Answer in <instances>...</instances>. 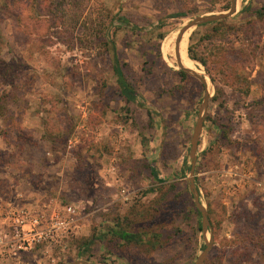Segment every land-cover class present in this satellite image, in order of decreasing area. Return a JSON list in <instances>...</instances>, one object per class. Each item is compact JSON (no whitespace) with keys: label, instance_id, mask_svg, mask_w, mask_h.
I'll return each instance as SVG.
<instances>
[{"label":"rangeland","instance_id":"1","mask_svg":"<svg viewBox=\"0 0 264 264\" xmlns=\"http://www.w3.org/2000/svg\"><path fill=\"white\" fill-rule=\"evenodd\" d=\"M228 4L0 0L1 70L14 83L0 87L8 100L0 196L20 186L39 204L73 205L81 217L60 245L39 247L22 264H195L211 236L204 264H264V18L252 15L264 0L242 1L225 25L190 30L188 55L192 47L217 77L190 62L211 95L195 170L206 235L190 189L205 87L179 74L177 37L198 17L227 13ZM114 44L134 103L120 94ZM179 54L186 67L183 40ZM235 72L248 93L233 86ZM112 228L144 242L125 243ZM100 233L104 241L79 257L78 243Z\"/></svg>","mask_w":264,"mask_h":264},{"label":"built area","instance_id":"2","mask_svg":"<svg viewBox=\"0 0 264 264\" xmlns=\"http://www.w3.org/2000/svg\"><path fill=\"white\" fill-rule=\"evenodd\" d=\"M80 219L73 205L0 206V264L20 262L23 255L39 247L60 245L78 229Z\"/></svg>","mask_w":264,"mask_h":264},{"label":"trees","instance_id":"3","mask_svg":"<svg viewBox=\"0 0 264 264\" xmlns=\"http://www.w3.org/2000/svg\"><path fill=\"white\" fill-rule=\"evenodd\" d=\"M227 1L229 2L230 0H227ZM229 8H230V4H228L224 8V10H228ZM252 15L256 16L257 18L263 19L264 18V10H258L255 13H253ZM225 23H226L225 21H220L217 24H218V26H220V25H225ZM218 31L223 33L222 29H219ZM111 51L113 53V60H114L113 69H114L115 76L117 77V83L119 86L120 94L125 99L126 102L134 103V102H136L138 95L136 94L133 86L126 79V76H125L124 70H123V65L119 59L118 51H117L115 44L113 45V49H111ZM158 56H161V52L158 53ZM189 56L193 61H197V62H200L201 64H203L206 67V71L209 74V76L211 77V80L214 83H216L217 77L212 73V71L208 67L207 61H205V60L197 57L196 55H194L192 47L189 48ZM1 63H2V61L0 59V87L5 86V85L13 87L14 83L12 84V83L6 82V79L9 76H7L6 73H4L1 70ZM225 66L229 67V66H227V64ZM229 70H234L233 66L229 67V69H227V72ZM221 72H222L221 75H223L224 78H227L228 82H231L230 81L231 76H229L225 70H222ZM179 74L183 78L188 77V73H186L184 71H180ZM232 78L234 79L233 86H235V88H238L239 91H241L243 93H248L249 90L247 88V79L243 78V76H240V74L238 72H235V74L233 75ZM7 102H8V100H5V97L0 96V117L6 116V114L8 112L7 106H6ZM154 174L158 177L156 171H154ZM194 210L198 215H200L199 211L196 209L195 206H194ZM200 230H201V228H200ZM110 231H111V233H113V235H115L116 237H118L120 240H122L125 243L141 244L142 242H144L143 237H141L139 233L126 231L123 229L118 230L115 228L110 229ZM105 236H106L105 233H100V235H93L92 237H87V238L82 239L81 243H78V246H77V248L79 249V257H84V255L86 256L87 253L91 251L93 246H95L98 243H102L104 241Z\"/></svg>","mask_w":264,"mask_h":264},{"label":"water","instance_id":"4","mask_svg":"<svg viewBox=\"0 0 264 264\" xmlns=\"http://www.w3.org/2000/svg\"><path fill=\"white\" fill-rule=\"evenodd\" d=\"M237 2H238V0H231L232 6L227 13H222V14H218V15H209V16H203V17L196 18L195 20L190 22L188 25H186L179 32V35L177 37V47H178V54L177 55H178V60L180 63L179 68L182 71L187 72L191 76L196 78L205 87V97H204L203 104L200 108L201 115H200L199 120H198L196 127H195L194 135H193L192 141H191V150H190V159H191L190 189H191V192L194 196L196 208L198 209V211L202 215V226H203V232L205 233V235L208 233L209 229H211V224L209 221L208 213L200 201V195H199V191H198V188L196 185V179H195V170H196V164H197V160H198V149H199L200 137H201L202 131L204 129V123H205L206 114H207V110L209 107L211 95H210L209 90L207 89L208 82H207L206 76L201 75V74H199L193 70H190L188 68H185L184 66L181 65L179 48H180V45H181V42L183 40L185 33L190 31L192 28L198 27L200 25L208 24V23L222 21V20L228 19V18L232 17L234 14H236L237 10H238V3ZM212 246H213V238L211 236V239L209 241L208 240L206 241V249L199 256V258L197 259L195 264H204L205 263V260L207 259L208 254H209ZM71 264H90V263L87 261L79 260V261H76V262L71 263Z\"/></svg>","mask_w":264,"mask_h":264},{"label":"crops","instance_id":"5","mask_svg":"<svg viewBox=\"0 0 264 264\" xmlns=\"http://www.w3.org/2000/svg\"><path fill=\"white\" fill-rule=\"evenodd\" d=\"M17 187V186H15ZM20 187V186H19ZM18 187V188H19ZM15 188L11 192L10 195H7L6 197L0 196V206L4 208H8L10 206L12 207H35L39 204V202L34 199L31 194H25L20 191L21 187L18 189ZM24 203L25 205H22L20 203ZM46 203H49L48 201ZM45 204V203H44ZM30 254H25L21 258L20 262H14V264H22L24 262V259ZM26 261V259H25Z\"/></svg>","mask_w":264,"mask_h":264},{"label":"bare ground","instance_id":"6","mask_svg":"<svg viewBox=\"0 0 264 264\" xmlns=\"http://www.w3.org/2000/svg\"><path fill=\"white\" fill-rule=\"evenodd\" d=\"M244 1V0H238V9L240 8V5H241V2ZM189 37H190V31L186 32L184 37H183V45H184V51H185V64H186V67L185 68H188L190 70H193L201 75H203V71L202 69H192L190 68L189 64L191 61H193L189 55H188V42H189Z\"/></svg>","mask_w":264,"mask_h":264}]
</instances>
